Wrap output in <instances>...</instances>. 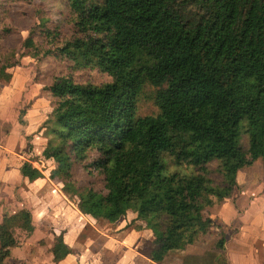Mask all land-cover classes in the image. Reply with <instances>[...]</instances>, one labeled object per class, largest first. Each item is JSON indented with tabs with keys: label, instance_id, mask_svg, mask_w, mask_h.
<instances>
[{
	"label": "trees",
	"instance_id": "trees-1",
	"mask_svg": "<svg viewBox=\"0 0 264 264\" xmlns=\"http://www.w3.org/2000/svg\"><path fill=\"white\" fill-rule=\"evenodd\" d=\"M16 2L32 0H0V21ZM66 3L71 39L61 48L59 26L42 30L40 41L33 32L24 57L91 67L108 81L43 84L53 109L43 125L42 157L56 163L50 179L98 221L136 213L157 239L156 264H228L223 238L215 250L174 253L189 233L196 242L215 226L206 213L232 197L241 170L264 171V0ZM19 63L0 54V83ZM148 88L159 114L141 117ZM215 162L220 184L209 169ZM22 175L44 178L29 163ZM0 243L4 264L17 245L4 224ZM51 252L56 263L71 254L63 233Z\"/></svg>",
	"mask_w": 264,
	"mask_h": 264
},
{
	"label": "crops",
	"instance_id": "crops-1",
	"mask_svg": "<svg viewBox=\"0 0 264 264\" xmlns=\"http://www.w3.org/2000/svg\"><path fill=\"white\" fill-rule=\"evenodd\" d=\"M16 70L23 74L16 75ZM27 70V66L13 69L9 87L0 89V125L9 127L0 138V225L17 242L4 264H156L151 255L157 240L136 213L128 212L116 225L98 221L83 214L64 194L63 185L50 179L56 163L42 157L48 142L43 125L53 109L43 83L24 81ZM25 163L44 178L30 182L22 175ZM261 177L257 169L241 170L232 197L206 213L215 226L196 242L189 233L186 249L174 254L215 250L223 238L228 264H264ZM62 233L72 252L56 263L51 250Z\"/></svg>",
	"mask_w": 264,
	"mask_h": 264
},
{
	"label": "rangeland",
	"instance_id": "rangeland-1",
	"mask_svg": "<svg viewBox=\"0 0 264 264\" xmlns=\"http://www.w3.org/2000/svg\"><path fill=\"white\" fill-rule=\"evenodd\" d=\"M67 13L66 0H32V2L28 3L16 2L9 4L5 8L0 21V54L5 57H11L14 62L19 61L20 63L17 67H28V76L26 75V78L23 77L25 82L29 78L35 82L40 81L47 85L56 77H69L80 83L89 82L96 85L108 81L106 75L100 73L97 69H92L91 67H87L86 69L79 68L75 66V63L59 62L50 58H48L49 60H42L43 62L40 63L38 59L24 57L27 53V51L24 50V46L31 33L35 32L34 39L36 41L44 40L40 36V32L48 27H60L59 32L61 33L60 39L62 42H60L58 46L61 48L64 47V42L70 40L74 33L72 24L67 23ZM18 70L20 69L18 68ZM17 72L16 75L23 74L19 73V71ZM8 84H10V82H1L0 89L3 87V89L8 88ZM153 92L154 90L152 88L146 90V93L140 102L139 116L145 117L159 114V109L153 101ZM8 130L9 127L7 124L0 125V138H2ZM242 146L244 148H247L248 146V139L245 136L242 138ZM209 169L215 183L220 184L222 177L218 171V163L215 162L211 164ZM256 169L257 172L261 174V178L264 179L262 166L255 165L254 167L245 170ZM78 174L80 182H86L88 180L87 178L82 179L81 174ZM53 182L58 185L62 183L59 180H54ZM67 197L78 207L79 200L77 198ZM67 210L70 209L67 208ZM122 220L123 219H120L114 223H109L116 225Z\"/></svg>",
	"mask_w": 264,
	"mask_h": 264
}]
</instances>
